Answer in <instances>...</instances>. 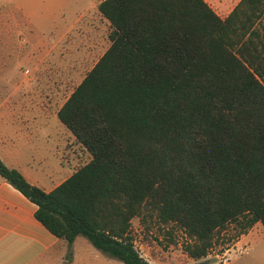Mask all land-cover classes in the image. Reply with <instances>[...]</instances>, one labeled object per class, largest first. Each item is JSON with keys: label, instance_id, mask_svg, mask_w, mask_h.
<instances>
[{"label": "trees", "instance_id": "trees-1", "mask_svg": "<svg viewBox=\"0 0 264 264\" xmlns=\"http://www.w3.org/2000/svg\"><path fill=\"white\" fill-rule=\"evenodd\" d=\"M111 45L57 115L90 154L51 192L0 176L68 243L150 264L132 223L176 224L190 259L220 234L264 228V0L225 18L205 0H104Z\"/></svg>", "mask_w": 264, "mask_h": 264}, {"label": "rangeland", "instance_id": "rangeland-1", "mask_svg": "<svg viewBox=\"0 0 264 264\" xmlns=\"http://www.w3.org/2000/svg\"><path fill=\"white\" fill-rule=\"evenodd\" d=\"M205 1L222 18L227 17L238 2ZM78 2L79 0H0L1 110L9 111L17 107L14 105H17L19 99H27L32 105L19 107L33 108L34 111L48 108L49 112H53L65 103L109 47L110 42L106 37L100 40L93 29L90 31L85 25L81 27L85 32L83 35L78 36L75 35L76 32H72L62 41L52 40L50 32L65 18H69ZM58 135L62 138L61 133ZM69 146L71 148L72 144L69 143ZM75 151L79 154L78 166L90 160V154L83 146H75ZM132 234L141 255L149 253L162 260H170L168 264H219L217 260L206 258L187 261L189 258L184 246L189 240L176 224L163 227L152 225L148 230L139 219H134ZM235 234L234 225L222 232L213 251L221 253L222 247L232 245L237 239ZM248 240L249 256L256 258L255 264H264V228L261 223L255 225ZM54 263L58 264V260ZM60 264L124 263L97 250L84 237H78L74 249L71 248V254L66 256V262Z\"/></svg>", "mask_w": 264, "mask_h": 264}, {"label": "crops", "instance_id": "crops-1", "mask_svg": "<svg viewBox=\"0 0 264 264\" xmlns=\"http://www.w3.org/2000/svg\"><path fill=\"white\" fill-rule=\"evenodd\" d=\"M103 1L79 0L69 18H65L50 32L52 40L62 41L72 32L83 35L85 32L81 27L85 25L90 31L93 29L100 40L106 37L111 45L110 22L98 8ZM90 31L89 34H92ZM63 104L53 112H49L48 108L34 111L33 108L19 107L32 105L27 99H19L14 105L17 107L9 111L0 109V159L45 192L54 190L80 167L79 154L75 151V146H80V143L57 115ZM58 133H61L62 138L58 137ZM69 143L72 144L71 148ZM37 209L36 204L0 176V264L66 262V256L70 253L68 243L58 239L36 219ZM254 228L239 236L232 245L222 247L221 253H215L213 247V253L210 251L206 259L217 260L219 264H255L256 258L249 256L247 248ZM148 255L142 256L150 264L171 262Z\"/></svg>", "mask_w": 264, "mask_h": 264}]
</instances>
